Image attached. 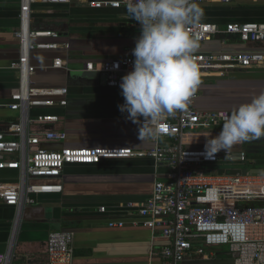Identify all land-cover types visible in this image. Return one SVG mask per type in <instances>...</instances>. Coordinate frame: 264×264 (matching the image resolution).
Masks as SVG:
<instances>
[{
    "label": "crops",
    "instance_id": "crops-1",
    "mask_svg": "<svg viewBox=\"0 0 264 264\" xmlns=\"http://www.w3.org/2000/svg\"><path fill=\"white\" fill-rule=\"evenodd\" d=\"M98 1L102 0L33 5L32 29L59 34L55 41L39 39L37 42H56L59 48L32 53V64L37 67L32 85L38 88L67 87L69 96L65 108L57 105L31 109L28 117L32 120L56 116L59 121L34 122L30 131L68 135L64 143H44L43 147L48 150L128 148L146 152L153 148V141H141L138 138L140 125L132 123L127 119L128 114L119 110L118 106L125 102L121 88H109L99 83L101 75L85 72L90 62L99 64L133 55L141 35V30L131 25L126 7L95 9L90 5ZM199 7L203 10L199 23L223 27L231 23L264 21V2L261 1L242 0L229 5L209 3ZM20 10L19 0H0V103L9 102L18 87V73L13 66L19 60ZM230 41L237 44L236 39ZM236 47L247 50L254 46L238 44ZM56 59L64 61V68L53 67ZM239 73L203 77L197 107L203 112L224 109L232 113L234 109L226 107L227 103L221 99L231 90L226 87L236 82L264 81V70ZM21 118L22 112L0 109V132ZM247 145L250 147L252 143L235 147L247 149ZM247 151L250 168L253 171L258 169L257 166L264 168V157L257 156L254 149ZM154 172V161L147 157L103 160L94 166H67L62 177L55 181L62 186V193L42 195L36 205L22 210L0 201V255L7 257L4 264H48V236L58 231L75 234L74 264H160V251L168 242L160 232L153 234L145 228L139 215L140 207L152 193ZM167 172L165 167L161 168L160 179H166ZM259 172L264 173V169ZM17 177L15 170L0 172V180ZM117 222L126 225L124 228L110 227L111 223ZM203 250L202 255L192 254L183 264L234 262L231 252L215 251L212 247Z\"/></svg>",
    "mask_w": 264,
    "mask_h": 264
},
{
    "label": "built area",
    "instance_id": "built-area-1",
    "mask_svg": "<svg viewBox=\"0 0 264 264\" xmlns=\"http://www.w3.org/2000/svg\"><path fill=\"white\" fill-rule=\"evenodd\" d=\"M242 0H193L198 5L221 3L229 5ZM255 2L264 0H253ZM20 30L19 60L13 68L18 73V87L9 102L0 109L22 112L19 122L11 123L0 132V172L18 171L13 180H0V201L20 210L38 203L42 195L60 194L62 186L55 183L67 166H94L103 160L147 157L154 161L155 181L149 199L140 207L142 225L153 234L160 232L168 244L160 251V264H183L192 254L202 255L204 247L228 246L234 256L233 264H264V173L250 172V156L244 148H236L226 155L221 151L215 159L202 153L205 137L219 133H197L223 125L228 110L203 112L197 107L201 85L183 110L166 117L159 125L160 138L153 148L135 152L128 148H69L48 150L44 143H64V132L31 133L32 123H57L56 116L28 117L33 108L68 106L69 90L38 88L32 85L37 67L31 55L37 50H57L56 42H37L39 39H59L51 31L32 29L33 5H67L72 0H19ZM95 9L126 7V0L91 2ZM131 25L141 30L140 24L129 16ZM188 31L198 38L199 49L193 54L201 80L205 76H225L232 72L264 70V23H231L220 26L198 23ZM236 39L237 44L231 42ZM254 46L247 50L236 45ZM69 48V45H67ZM133 55L96 64L90 62L85 72L106 77L107 87L120 88L122 77L134 70ZM118 65V67H116ZM64 61L56 59L53 67L64 68ZM143 118H141V123ZM203 145V146H201ZM240 165L218 170L210 167ZM165 167L166 179L159 171ZM243 170L246 174H219L220 170ZM206 172H209L207 174ZM55 190V192H47ZM105 212V208L101 209ZM124 222L111 223V228H124ZM48 264L75 263V234L68 231L51 232L47 241ZM6 256L0 255V264Z\"/></svg>",
    "mask_w": 264,
    "mask_h": 264
},
{
    "label": "clouds",
    "instance_id": "clouds-1",
    "mask_svg": "<svg viewBox=\"0 0 264 264\" xmlns=\"http://www.w3.org/2000/svg\"><path fill=\"white\" fill-rule=\"evenodd\" d=\"M126 12L140 24L141 35L132 52L134 70L119 85L125 102L118 107L140 125L141 141L155 140L163 132L160 123L183 110L202 83L193 58L200 45L188 28L201 21L203 10L193 0H126ZM223 120L217 136L205 137L206 159L264 138V93Z\"/></svg>",
    "mask_w": 264,
    "mask_h": 264
},
{
    "label": "rangeland",
    "instance_id": "rangeland-1",
    "mask_svg": "<svg viewBox=\"0 0 264 264\" xmlns=\"http://www.w3.org/2000/svg\"><path fill=\"white\" fill-rule=\"evenodd\" d=\"M259 22L263 23L264 21H259ZM239 75H243L242 72H240ZM217 82L221 83L222 81H217ZM226 88H229L231 90L228 91L227 93H224L221 99H222V101H224V103H227L226 107L233 110V109H238V107L240 105L250 103L254 96H258L259 94L264 93V81L260 82V81L253 80V81H245V82H236V84L229 85ZM232 107H234V108H232ZM222 126L213 127L211 129H207V130H199L197 133L220 132L222 130ZM250 143H252V145L250 147L247 145V149H245L246 151L249 149H251V150L254 149L255 152L256 151L258 152V154L264 153V138L257 140V141H252ZM250 143H248V144H250ZM246 144H247V142H246ZM260 146L263 149L260 148ZM255 152H252V153H255ZM262 157H264V155ZM252 163H254V161ZM221 167L229 169L232 167H241V166L240 165H222V166L210 167V168L214 169V170H218ZM257 168L258 169L254 170V171L252 168H249V170L252 173H259V170L264 169V168H259L258 166H257ZM212 249L215 251L216 250L217 251H223L225 253L230 252V248L228 246H217V247H212Z\"/></svg>",
    "mask_w": 264,
    "mask_h": 264
},
{
    "label": "water",
    "instance_id": "water-1",
    "mask_svg": "<svg viewBox=\"0 0 264 264\" xmlns=\"http://www.w3.org/2000/svg\"><path fill=\"white\" fill-rule=\"evenodd\" d=\"M99 83L106 85L107 84L106 77L102 76V79ZM206 173L209 174V172H206ZM224 173H227L229 175L246 174L247 170L246 169H243V170L231 169V170H227V171L226 170H220L219 171V174H224Z\"/></svg>",
    "mask_w": 264,
    "mask_h": 264
},
{
    "label": "trees",
    "instance_id": "trees-1",
    "mask_svg": "<svg viewBox=\"0 0 264 264\" xmlns=\"http://www.w3.org/2000/svg\"><path fill=\"white\" fill-rule=\"evenodd\" d=\"M263 155H264V153L257 154V156H260V157H262ZM253 166H255V165H253Z\"/></svg>",
    "mask_w": 264,
    "mask_h": 264
},
{
    "label": "bare ground",
    "instance_id": "bare-ground-1",
    "mask_svg": "<svg viewBox=\"0 0 264 264\" xmlns=\"http://www.w3.org/2000/svg\"><path fill=\"white\" fill-rule=\"evenodd\" d=\"M47 192H55V190H48Z\"/></svg>",
    "mask_w": 264,
    "mask_h": 264
}]
</instances>
